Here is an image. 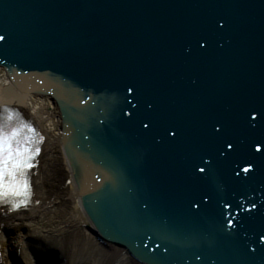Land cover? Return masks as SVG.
Masks as SVG:
<instances>
[{
    "label": "water",
    "instance_id": "obj_1",
    "mask_svg": "<svg viewBox=\"0 0 264 264\" xmlns=\"http://www.w3.org/2000/svg\"><path fill=\"white\" fill-rule=\"evenodd\" d=\"M1 24L99 228L149 264H264V0H0ZM80 200L0 210L2 256L138 264L90 250Z\"/></svg>",
    "mask_w": 264,
    "mask_h": 264
},
{
    "label": "bare ground",
    "instance_id": "obj_2",
    "mask_svg": "<svg viewBox=\"0 0 264 264\" xmlns=\"http://www.w3.org/2000/svg\"><path fill=\"white\" fill-rule=\"evenodd\" d=\"M0 72L3 73L0 77V102L6 103L10 101V98L15 94L19 95L18 100L24 101L23 108L30 115L44 127L45 135H47L46 144L43 150V154L40 158V165L38 173L35 177L36 192L35 198L44 202L47 205H51L70 195L71 185L64 187L63 177L67 172L68 177L71 174L69 171V165L64 164V172L59 168V164L66 162L65 157H60L58 154L63 155V147L61 143V124L59 119V112L53 105L50 99L39 93H31L25 91V93L19 89V87L13 83L9 77V74L4 68L0 67ZM23 93V95H22ZM4 101V102H3ZM40 113L46 115L47 119L51 123L42 124L45 120L38 117ZM38 115V116H37ZM52 127H55L54 129ZM61 163V164H62ZM66 174V175H67ZM66 179V177H65Z\"/></svg>",
    "mask_w": 264,
    "mask_h": 264
},
{
    "label": "snow or ice",
    "instance_id": "obj_3",
    "mask_svg": "<svg viewBox=\"0 0 264 264\" xmlns=\"http://www.w3.org/2000/svg\"><path fill=\"white\" fill-rule=\"evenodd\" d=\"M27 154L28 149L22 145L19 132L8 134L0 128V197L5 192L16 195L27 190V182L16 179L18 175H23Z\"/></svg>",
    "mask_w": 264,
    "mask_h": 264
},
{
    "label": "rangeland",
    "instance_id": "obj_4",
    "mask_svg": "<svg viewBox=\"0 0 264 264\" xmlns=\"http://www.w3.org/2000/svg\"><path fill=\"white\" fill-rule=\"evenodd\" d=\"M39 117H41L42 120H43V119L45 120V122L43 121L42 124H44V123L46 124V123H47V125H48V124L50 123L49 120L47 119V117H46L45 114L40 113V114H39ZM49 127L51 128V126H49Z\"/></svg>",
    "mask_w": 264,
    "mask_h": 264
}]
</instances>
